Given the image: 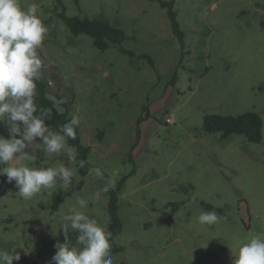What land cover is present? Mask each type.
Instances as JSON below:
<instances>
[{
  "label": "rangeland",
  "instance_id": "1",
  "mask_svg": "<svg viewBox=\"0 0 264 264\" xmlns=\"http://www.w3.org/2000/svg\"><path fill=\"white\" fill-rule=\"evenodd\" d=\"M19 2L38 5L47 28L41 77L59 108L80 117L91 152L85 176L79 159L46 154L41 140L35 151L25 149L29 159L13 160L36 168L63 164L74 175L71 184L57 180L30 200L0 175V250L21 257L63 233L62 217L79 207L78 199L88 201L79 210L105 227L116 190L124 227L115 238L123 250L111 243L113 264H233L240 245L264 235V126L261 142H250L207 133L202 124L205 114L246 110L264 121V0H173L184 47L158 0H63L68 15L104 17L133 36L106 51L71 33L55 0ZM0 135L9 138L7 122H0ZM96 168L100 176L90 174ZM59 189L65 200L52 211ZM175 201L182 204L174 213ZM203 212H215L217 222L200 224ZM54 255L46 254L44 264Z\"/></svg>",
  "mask_w": 264,
  "mask_h": 264
},
{
  "label": "clouds",
  "instance_id": "2",
  "mask_svg": "<svg viewBox=\"0 0 264 264\" xmlns=\"http://www.w3.org/2000/svg\"><path fill=\"white\" fill-rule=\"evenodd\" d=\"M46 32L36 3L22 8L19 0H0V122H7L10 133L9 138L0 135V165H5L0 167V175H6L9 183L15 182L17 194L24 200L51 188L57 180L67 186L74 175L63 164L39 168L12 164L14 159H29L25 149L32 147L35 151L37 140L42 141L46 154L66 152L69 163L76 159V150L68 140L76 139L80 117L73 115L58 131H52L45 122L51 118V109L38 111L35 102L37 81L45 66L42 56H46L43 44ZM80 167H84L83 161ZM90 174L100 176L101 171L96 168ZM107 190L105 187L104 191ZM76 203L79 207L70 208L62 217L65 242L55 245L53 264H113L112 234L79 210L88 201L78 199ZM198 219L200 224L214 225L218 217L215 212H203ZM69 230L78 233L74 244ZM233 253V264H264V235L252 236ZM20 258L16 251L0 250V264H13Z\"/></svg>",
  "mask_w": 264,
  "mask_h": 264
},
{
  "label": "trees",
  "instance_id": "3",
  "mask_svg": "<svg viewBox=\"0 0 264 264\" xmlns=\"http://www.w3.org/2000/svg\"><path fill=\"white\" fill-rule=\"evenodd\" d=\"M79 1L80 0H77V3H79ZM158 1L160 2V5L167 10L171 29L184 47L185 31L182 29L177 18L178 13L173 7V0ZM55 4L56 15L68 26L70 32L74 36H79L81 34L89 36L92 39L93 45L100 51H106L111 45L122 44L125 40L133 37L128 35L125 29L112 24L104 17L90 18L88 16L80 15L70 16L66 13L63 0H55ZM59 8H62V10L58 11ZM121 51L130 55L133 54L131 50H127L123 47H121ZM143 57L147 58L151 65L155 67V61L150 55L144 54ZM175 80L176 78H174L172 84L175 83ZM35 102L38 105V111L42 109H51V118L46 119L45 122L49 129L53 131H58L60 125L67 123L71 119L68 112L62 110L57 105L56 99L52 95L50 82L46 77H40L37 81V95L35 97ZM143 110L146 117H149V106H144ZM142 119L143 117L141 116L138 119L137 124H139ZM263 126V118L258 112L254 110H246L237 114H205L202 129L207 133L219 132L222 138H227L232 134H239L243 135L250 142H261L263 139ZM75 131L76 139H69L68 144L75 148L76 158L84 162V167L79 166V171L85 176L88 173V158L91 152V146L82 143L79 125L75 128ZM97 137L102 139L103 131H100ZM4 166L5 165H0V167ZM2 178L5 179V176ZM122 183L123 182L119 183V185L121 186ZM64 200L63 191L62 189H59L53 195L52 211H58ZM117 201L116 190H112L109 200L111 220L106 224L105 228L112 234L110 242L114 244V251H122V247L117 248L115 245V238L123 231L124 227L123 222L117 214ZM202 203L208 210L214 208L211 204L206 202ZM181 204L182 202L178 201L169 202V205L173 206L174 213L179 209ZM218 210L224 212L222 208H218ZM77 235L78 233L69 231V237L73 244L75 243ZM63 242H65L64 233H60L58 236L51 239H45L36 248L31 250L28 254L21 256L20 260L13 264H44L43 259L45 255L49 253L55 254L57 251L55 245Z\"/></svg>",
  "mask_w": 264,
  "mask_h": 264
}]
</instances>
